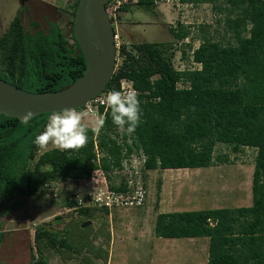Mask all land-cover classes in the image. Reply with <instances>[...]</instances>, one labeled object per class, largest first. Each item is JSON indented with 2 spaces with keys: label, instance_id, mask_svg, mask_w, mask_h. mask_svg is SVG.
<instances>
[{
  "label": "trees",
  "instance_id": "1",
  "mask_svg": "<svg viewBox=\"0 0 264 264\" xmlns=\"http://www.w3.org/2000/svg\"><path fill=\"white\" fill-rule=\"evenodd\" d=\"M78 1L69 4L70 24ZM180 1L210 3L219 15L220 29L199 25L198 45L185 44L191 50V63L199 65L196 67L177 69L173 62L175 42L189 38L191 26L178 21L169 26L171 42L136 41L119 28L122 14L132 7L155 11L152 0L124 3L116 10L115 21L111 18L122 44L106 87H117L120 79L128 78L139 91L141 123L132 133L120 132L107 108L104 127L97 135L88 126L83 147H52L39 153L34 139L52 113H40L27 123L0 114V217L22 208L26 197L42 195L46 183L90 178L97 153L104 169L110 170L111 164L120 160L119 135L126 138L129 134L132 143L142 148L147 170L226 163L227 154H215L218 143L235 152L247 146L256 149L250 205L161 212L155 217L154 233L162 237H208L207 264H264V0ZM28 12L26 7L19 9L0 34V78L31 92L70 85L85 68L74 36L68 37L57 21L46 20L43 26L30 16L26 25L24 14ZM182 52L184 56L185 50ZM62 203L72 207L76 202L65 198ZM88 207L77 209L86 220L93 215ZM101 210L108 213L105 208ZM68 215L74 217L75 212L70 210ZM62 232L68 233L54 230L50 222L37 226L33 239L39 256L35 264L45 263L42 252L48 248L77 254L88 248L86 264L107 263L106 253L101 263L93 260L99 254L85 236L74 247L68 234L59 237ZM3 235L0 230V241Z\"/></svg>",
  "mask_w": 264,
  "mask_h": 264
},
{
  "label": "rangeland",
  "instance_id": "2",
  "mask_svg": "<svg viewBox=\"0 0 264 264\" xmlns=\"http://www.w3.org/2000/svg\"><path fill=\"white\" fill-rule=\"evenodd\" d=\"M24 1L0 0V34L6 29L17 11L24 7ZM26 1L32 9L24 14L26 25H28L26 19L30 16L39 19L43 26H46V20L58 21L65 34L70 37L71 24L65 20V12H63L66 1L44 0L46 2L44 4L50 3L53 6L47 4L44 9L40 10H38L36 1ZM218 18L219 15L210 3L183 4L173 8L159 4L155 7V11L130 8L122 14L119 28L122 27L126 37L132 35L131 38L136 41L171 42L173 37L169 32V26L175 25L177 21L191 26L192 35L182 43L175 42L174 66L177 69H183L197 66L191 63V50L185 44L190 43L192 47L198 45L199 25L210 24L212 29H220L217 24ZM183 50H185L184 56ZM116 60H119L117 50ZM77 111L82 112L81 109ZM95 120L94 116L86 115L83 122L93 127ZM52 147L55 146L49 144L47 148H39L38 152ZM255 150L242 146L239 151L235 152L226 144L218 143L215 154H227L229 162L195 168L147 170V196L142 206L118 208L105 213L100 207L91 205L89 208L93 215L87 219L90 220V224L82 228L81 224L86 220V216L75 215L69 220L70 216L66 214L70 210L62 205V200L70 197L66 195L65 188L75 194L81 193L86 187L83 180L79 179L80 181L76 180V182L66 179L58 180L59 183H49L48 193L43 192L42 195L34 196L32 199L26 198L25 207L10 216L0 217L3 221L0 229L6 230V233H11L10 231L17 227L25 230L17 236L13 243H7L5 247L8 251L5 250L2 255L5 256L6 253L14 256L16 264H35L39 255L35 251L32 233L29 234L25 229L26 223L23 222V226H17L19 222L11 220L29 217V228L34 229L43 222H50L55 230L68 232L69 241L73 242L74 247H78L81 238L85 236L89 244L91 242L96 246V252L99 254V257L93 258L96 263H101L106 253V264H206L207 250L201 242L190 244L184 243V240H187L185 238H175V240L171 239L172 244L164 245L155 241L152 233V220L156 201H158L157 196H160L159 201L164 204L163 209L200 210L250 205ZM158 183H160V189H158ZM51 188L55 193H50ZM55 216L62 217L58 220ZM67 234L62 232L59 237H68ZM204 238L207 240L206 237L200 239ZM57 251L53 248L43 250L44 264H86L85 256L90 257L88 248L82 250L80 254L63 248ZM30 253L33 254L32 257Z\"/></svg>",
  "mask_w": 264,
  "mask_h": 264
},
{
  "label": "water",
  "instance_id": "3",
  "mask_svg": "<svg viewBox=\"0 0 264 264\" xmlns=\"http://www.w3.org/2000/svg\"><path fill=\"white\" fill-rule=\"evenodd\" d=\"M108 1L79 0L75 9L70 35L83 54V74L62 89L43 92L27 91L0 78V114L24 121L29 112L32 118L40 113L77 110L107 86L116 61L115 29L106 10ZM88 224L90 220L81 227Z\"/></svg>",
  "mask_w": 264,
  "mask_h": 264
},
{
  "label": "built area",
  "instance_id": "4",
  "mask_svg": "<svg viewBox=\"0 0 264 264\" xmlns=\"http://www.w3.org/2000/svg\"><path fill=\"white\" fill-rule=\"evenodd\" d=\"M109 1V5L106 10L110 19L113 16V20L115 21L116 10L120 5L128 2H135L137 0ZM152 1L155 7L159 6V4L169 5L172 8L175 6H181L183 4H190L182 3L180 0ZM114 42L116 50H118L122 44V41L116 31L114 32ZM129 87H134L132 80L128 78L120 79L117 87H105L100 93L85 102L81 107L82 112L86 113L87 115H92L97 119V117L102 116L104 111L108 108L106 104L101 103V100L105 97L106 93L112 89L121 90L122 88ZM135 90L139 93L136 88ZM100 108L103 109L102 113L99 111ZM117 143L121 144L122 146L120 149L121 156L118 164H111L110 170L104 169L101 164V154L97 153V157L95 159L96 166L93 169L91 177L82 179L84 186H86L85 189L81 193L75 194V192L65 188L67 190L66 195H70L68 198L73 199L76 202L75 205L69 207L68 210H73L75 214H77V209L79 207L93 205L96 207L105 208L110 212L111 210L118 208L139 207L146 202L147 169L145 167V162L147 156L141 147H136L132 143V139L129 134L126 136V138H123L121 135H119L117 138ZM49 183L45 185V190L47 193L49 192ZM50 193H55L53 188H51Z\"/></svg>",
  "mask_w": 264,
  "mask_h": 264
},
{
  "label": "clouds",
  "instance_id": "5",
  "mask_svg": "<svg viewBox=\"0 0 264 264\" xmlns=\"http://www.w3.org/2000/svg\"><path fill=\"white\" fill-rule=\"evenodd\" d=\"M139 93L134 87L121 90H109L101 103L110 109L113 124L120 132L132 133L141 123ZM87 114L75 109H64L53 112L47 120L42 132L35 136L34 143L39 148H47L49 144L61 150H77L87 143L89 127L84 118ZM31 119V113H26L25 123ZM107 119V114L98 116L91 131L99 134Z\"/></svg>",
  "mask_w": 264,
  "mask_h": 264
},
{
  "label": "crops",
  "instance_id": "6",
  "mask_svg": "<svg viewBox=\"0 0 264 264\" xmlns=\"http://www.w3.org/2000/svg\"><path fill=\"white\" fill-rule=\"evenodd\" d=\"M34 1H36L37 3V6H38V10H40L41 8L42 9H44L45 7H46V5L47 4H49V5H51V6H53L52 4H50V3H47V4H44V3H46L44 0H34ZM57 1H59V0H57ZM63 1H66V6H65V8H64V10H63V12H65V14H64V18H65V20L68 22L69 20H70V16H69V4H71V2H72V0H63ZM23 5H24V7H26V8H28L29 9V11H30V9H31V6H29V4H27V1L25 0L24 1V3H23ZM22 8V7H21ZM32 10V9H31ZM58 22V21H57ZM196 65V64H195ZM197 66H199V65H197ZM211 166H213V165H211ZM167 169V168H166ZM168 169H170V168H168ZM179 169V168H178ZM40 196V195H39ZM33 197V196H32ZM32 197H26V198H30V199H32ZM26 198H25V202H24V206L23 207H25V204H26ZM157 200L158 201H156V209H155V213H154V218H153V220H152V233H153V235H154V237H155V241H157L158 243H162V244H164V245H168V244H172L173 242H171L172 240L171 239H173V240H175V238H185V239H187V240H184V243H190V244H198L199 242H201L202 244H204L205 245V247H206V250H207V257H208V240H209V238L208 237H206V236H204V237H206L207 238V240L204 238V239H200L201 237H162V236H156L155 235V233H154V222H155V217H156V215L158 214V213H161V212H172V211H185V210H179V209H163L162 208V206H164V204L161 202V201H159L160 200V196L159 197H157ZM69 208V207H68ZM89 208V207H88ZM215 208V207H214ZM21 209V208H20ZM183 209V208H182ZM108 211V210H107ZM17 212V211H16ZM109 212V211H108ZM10 214H12V213H9V214H7V216H10ZM75 215H78L79 217H81L79 214H75ZM4 217V216H3ZM73 218V216H70V218H69V220L70 219H72ZM8 220H10V219H8ZM11 220H15L17 223L19 222V224L17 225V226H23V222L24 223H26V227H25V229L28 231V233L30 234V233H32V235H33V238H34V231H35V229L37 228H32V227H30L29 228V226H30V218L29 217H22V218H17V219H11ZM1 221V220H0ZM86 221V220H85ZM3 221H1V223H2ZM22 223V224H21ZM1 226V225H0ZM28 228V229H27ZM55 228V227H54ZM53 228V229H54ZM82 228V227H81ZM0 230H2L3 232H4V235H3V237H2V239H1V241H0V264H16V260H15V257L14 256H10V255H7L6 253H5V256H3L2 254H3V252L6 250V251H8V249H7V247H5L6 245H7V243H9V244H11V243H13L14 241H15V239L17 238V236L22 232V231H25V230H22L21 228H13L10 232L11 233H9V232H7L6 233V230H3V229H0ZM55 230V229H54ZM72 236V235H71ZM28 238H29V236H28ZM72 238H74V236H72ZM165 238V239H164ZM168 238H170V239H168ZM33 241H34V239H33ZM149 243V242H148ZM151 243V242H150ZM153 243V242H152ZM180 243H182V242H180ZM151 247H152V245H151ZM46 250V249H45ZM32 254L30 253V256H31ZM32 257V256H31ZM207 264V263H206Z\"/></svg>",
  "mask_w": 264,
  "mask_h": 264
},
{
  "label": "bare ground",
  "instance_id": "7",
  "mask_svg": "<svg viewBox=\"0 0 264 264\" xmlns=\"http://www.w3.org/2000/svg\"><path fill=\"white\" fill-rule=\"evenodd\" d=\"M115 32V31H114Z\"/></svg>",
  "mask_w": 264,
  "mask_h": 264
},
{
  "label": "flooded vegetation",
  "instance_id": "8",
  "mask_svg": "<svg viewBox=\"0 0 264 264\" xmlns=\"http://www.w3.org/2000/svg\"><path fill=\"white\" fill-rule=\"evenodd\" d=\"M3 33V32H2Z\"/></svg>",
  "mask_w": 264,
  "mask_h": 264
}]
</instances>
